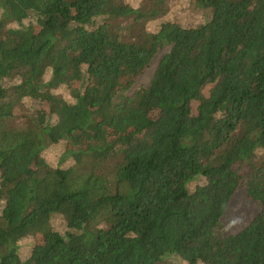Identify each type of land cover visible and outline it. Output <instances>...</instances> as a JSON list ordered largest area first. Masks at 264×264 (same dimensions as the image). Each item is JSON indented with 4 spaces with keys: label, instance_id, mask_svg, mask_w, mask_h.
Wrapping results in <instances>:
<instances>
[{
    "label": "trees",
    "instance_id": "obj_1",
    "mask_svg": "<svg viewBox=\"0 0 264 264\" xmlns=\"http://www.w3.org/2000/svg\"><path fill=\"white\" fill-rule=\"evenodd\" d=\"M10 156L25 166L0 172V264H264V0H0ZM240 188L260 210L224 235Z\"/></svg>",
    "mask_w": 264,
    "mask_h": 264
},
{
    "label": "rangeland",
    "instance_id": "obj_2",
    "mask_svg": "<svg viewBox=\"0 0 264 264\" xmlns=\"http://www.w3.org/2000/svg\"><path fill=\"white\" fill-rule=\"evenodd\" d=\"M174 10V9H171ZM175 11V10H174ZM157 22H153L152 24H156ZM29 28L35 31L36 27L32 24H28ZM165 51L162 50L160 52L155 53L153 56L148 58V65L143 73L138 77V81L135 86H139L141 84H145L150 79L153 74L154 68L161 56V54ZM10 54L12 56H22L24 54L23 49L17 45ZM247 69V64L244 63H235L232 64L228 70V72L224 76V81L227 83L228 91L231 96H235L240 91L241 78L242 73ZM66 72L62 65H59L55 82L58 85L65 86L66 80ZM210 86L205 87L204 92L208 93V89ZM197 103L194 101L192 103L193 112L196 111ZM53 120H54V129H59L63 126L64 122L67 120V116L71 109L66 107L64 104H57L52 108ZM97 130H99L103 135H108L110 128H108L105 124L101 125ZM111 132V131H110ZM71 147L70 144L67 145ZM64 149L62 144L54 145V154H59ZM25 166V161L20 157H7L4 159L1 166V175L2 177H8L15 174L21 168ZM260 210V203L250 199L246 193L244 188H240L231 198L227 209L224 215L221 218L222 221V233L224 235L233 233L238 231L241 227H243L257 212ZM47 232H40L37 235H34V239L36 241H43L47 238Z\"/></svg>",
    "mask_w": 264,
    "mask_h": 264
}]
</instances>
